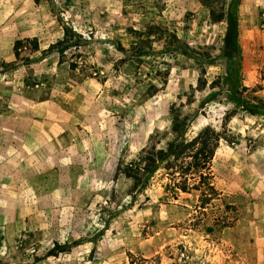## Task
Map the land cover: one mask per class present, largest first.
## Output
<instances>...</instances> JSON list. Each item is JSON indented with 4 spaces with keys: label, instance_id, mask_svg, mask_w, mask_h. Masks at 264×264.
Listing matches in <instances>:
<instances>
[{
    "label": "rangeland",
    "instance_id": "obj_1",
    "mask_svg": "<svg viewBox=\"0 0 264 264\" xmlns=\"http://www.w3.org/2000/svg\"><path fill=\"white\" fill-rule=\"evenodd\" d=\"M226 9L233 62L199 0H0V264H264V110H244L264 100V0ZM149 26L183 52L141 42ZM174 110L188 140L223 137L205 209L166 163L144 188L117 176L166 147Z\"/></svg>",
    "mask_w": 264,
    "mask_h": 264
},
{
    "label": "trees",
    "instance_id": "obj_2",
    "mask_svg": "<svg viewBox=\"0 0 264 264\" xmlns=\"http://www.w3.org/2000/svg\"><path fill=\"white\" fill-rule=\"evenodd\" d=\"M199 1L209 11L210 20L213 24L226 22L223 56L227 61L233 62L239 56V25L236 15L226 9V0ZM66 33L68 34V31ZM137 34H139L141 42L163 40L168 50L183 52L185 48V45L175 34L169 33L159 26H149L144 32ZM23 46V41L16 42L14 49L16 56H19V50ZM56 52L62 53L63 50L59 49ZM5 66L9 71L13 65L8 64ZM255 101L257 102L255 105H244V110L252 115L260 114L264 110V100L255 98ZM189 127L188 119L182 118L181 114L174 110L172 112V126L166 133V147L161 149L152 147L146 150L139 164L119 166L117 176L124 175L130 178L133 181L134 189L144 188L148 183V179L158 167L162 163H166L165 169L168 171L172 192L176 196L177 193L200 192L202 208L205 209L214 200L209 195V191L215 192L212 182L214 178L212 161L223 137L214 128L206 127L196 137L188 140L186 134ZM225 224L223 228L228 227ZM78 245L79 242L64 245L57 244L48 256L57 257L59 254L72 251Z\"/></svg>",
    "mask_w": 264,
    "mask_h": 264
}]
</instances>
